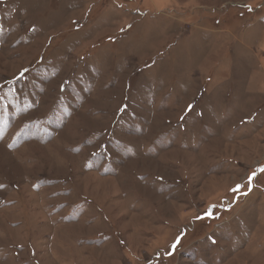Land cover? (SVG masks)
<instances>
[{
  "label": "rangeland",
  "instance_id": "rangeland-1",
  "mask_svg": "<svg viewBox=\"0 0 264 264\" xmlns=\"http://www.w3.org/2000/svg\"><path fill=\"white\" fill-rule=\"evenodd\" d=\"M262 169L264 0H0V264H264Z\"/></svg>",
  "mask_w": 264,
  "mask_h": 264
},
{
  "label": "snow or ice",
  "instance_id": "snow-or-ice-1",
  "mask_svg": "<svg viewBox=\"0 0 264 264\" xmlns=\"http://www.w3.org/2000/svg\"><path fill=\"white\" fill-rule=\"evenodd\" d=\"M23 75V74H21ZM191 107V106H190ZM262 171H264V169H262ZM255 175V173H253V176ZM252 177H249V181H251ZM241 187V185H237V188L234 189V191H238L239 188ZM209 216H211V213H208ZM179 242V238L177 240V243ZM213 243H215V241H213ZM177 246V244H173L172 247L175 248Z\"/></svg>",
  "mask_w": 264,
  "mask_h": 264
}]
</instances>
